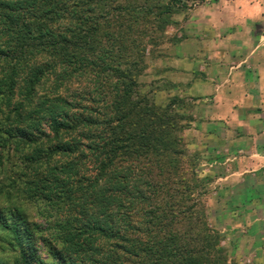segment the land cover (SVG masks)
I'll use <instances>...</instances> for the list:
<instances>
[{
	"label": "trees",
	"instance_id": "trees-1",
	"mask_svg": "<svg viewBox=\"0 0 264 264\" xmlns=\"http://www.w3.org/2000/svg\"><path fill=\"white\" fill-rule=\"evenodd\" d=\"M179 3L0 0V264H237L207 220L191 104L139 88Z\"/></svg>",
	"mask_w": 264,
	"mask_h": 264
},
{
	"label": "crops",
	"instance_id": "crops-1",
	"mask_svg": "<svg viewBox=\"0 0 264 264\" xmlns=\"http://www.w3.org/2000/svg\"><path fill=\"white\" fill-rule=\"evenodd\" d=\"M173 20L184 38L162 78L202 103L193 123L226 166L223 244L237 264H264V0H203Z\"/></svg>",
	"mask_w": 264,
	"mask_h": 264
},
{
	"label": "rangeland",
	"instance_id": "rangeland-1",
	"mask_svg": "<svg viewBox=\"0 0 264 264\" xmlns=\"http://www.w3.org/2000/svg\"><path fill=\"white\" fill-rule=\"evenodd\" d=\"M202 2L203 0H180L179 5L183 6L184 9H191L201 5ZM183 38L184 36L178 24L167 27L164 38L166 43H164L160 48L154 49L150 52L146 60V70L138 79L141 92L148 93V95L158 105L165 104L174 94L173 89H171L170 82H166V80L163 81L162 78L165 75L164 66L167 65V61L170 58V52L167 46H172ZM184 98H186L188 103L191 104L189 114L193 118L195 110L197 111V107H201L202 103H196L195 99L187 97ZM199 109L200 108H198V110ZM193 121L189 123L187 129L183 131L184 140L189 153L195 155L196 173L201 178L207 179L206 188L208 193L204 197L203 203L208 223L222 236L224 241L225 236L224 232H222L224 219L222 218L223 212H221L223 209L221 202L224 191L221 189L220 178L222 174L225 173L226 166L223 164L224 162L220 161V150L218 148L206 147L204 138ZM1 181H3V174L0 172V182ZM8 206L9 205L6 201L3 198H0V208H7ZM22 206H24L26 212L30 215L32 220L43 224V220L39 213V207L36 204H23ZM45 235H48V233L45 232ZM223 241L221 244L227 256L234 260L231 255H229L228 248L224 246Z\"/></svg>",
	"mask_w": 264,
	"mask_h": 264
},
{
	"label": "built area",
	"instance_id": "built-area-1",
	"mask_svg": "<svg viewBox=\"0 0 264 264\" xmlns=\"http://www.w3.org/2000/svg\"><path fill=\"white\" fill-rule=\"evenodd\" d=\"M195 4V3H194ZM195 6V5H194Z\"/></svg>",
	"mask_w": 264,
	"mask_h": 264
}]
</instances>
